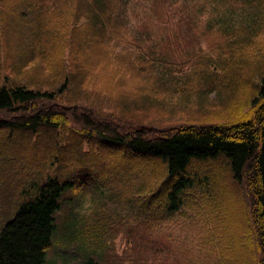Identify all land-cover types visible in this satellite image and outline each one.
<instances>
[{"label": "rangeland", "instance_id": "1", "mask_svg": "<svg viewBox=\"0 0 264 264\" xmlns=\"http://www.w3.org/2000/svg\"><path fill=\"white\" fill-rule=\"evenodd\" d=\"M24 1L32 0H0V81L15 79L29 85L41 83L56 73L57 66L67 64L73 52L69 56L67 37L65 41L53 40L46 45L43 57L47 58L38 53L20 55L22 49L28 50L32 45V38L27 36L28 24L25 31L22 29L24 20L33 25L67 11L65 5L56 1L46 10L28 9ZM258 6L264 8L256 0L171 3L154 0L152 8L149 2L139 1L135 6L130 3L123 29L111 38L110 43L115 44L109 49L111 55L98 54L99 49L96 50L97 55L104 56L101 63L82 74L87 91L81 93V99L88 103L73 106L61 103L60 99L45 102V107L60 111L65 121L64 125L56 126L54 133L49 131L51 138L46 130L37 135L13 132L7 137L8 143L0 154V229L20 203L30 198L34 185L54 176L59 181L73 180L74 184L67 186L61 196L56 227L45 248L43 264H88L90 259L92 264H256L261 261L250 247L255 229L244 219L245 206L248 211L251 209L247 204H250L249 193L225 167L217 169V182L210 188L214 200L200 197L165 219L138 218L140 202L145 210L154 209L146 200L160 181V160L125 157L128 154L107 149L86 124L90 118L99 126L108 122L120 132L144 127L156 133L173 131L189 122L215 123L233 118L238 107L247 108L244 102L253 92L252 84L259 81L258 74L252 82L246 78L248 71L260 65L256 61L263 60L264 27L260 26L254 33L246 32L252 45L250 53H255V58L234 60L242 73L235 79L233 90L227 85H216L209 91L211 76L220 73V67L212 66L228 55L221 43L227 32L215 26L255 25L259 19L257 12L261 11ZM163 21L168 23L163 25ZM138 37L141 51L153 55H160L161 49L149 44L162 37L165 40L162 53L169 60L183 63L173 71L170 81L159 80L158 76L166 77L164 70L160 74L152 66L140 64L139 45L135 41ZM147 45L152 50H146ZM106 58H113L114 63ZM40 59L43 67L37 66ZM178 82L181 88L172 92L170 86ZM159 86L165 93L156 91ZM147 90L156 97H145ZM8 115L3 113L2 117ZM140 188L154 189L145 193ZM24 191L29 194L25 195ZM205 193L207 189H200L193 196ZM245 229L247 233L243 234Z\"/></svg>", "mask_w": 264, "mask_h": 264}, {"label": "trees", "instance_id": "2", "mask_svg": "<svg viewBox=\"0 0 264 264\" xmlns=\"http://www.w3.org/2000/svg\"><path fill=\"white\" fill-rule=\"evenodd\" d=\"M55 1L61 6L65 5L67 11H60L51 20L45 17L43 22L37 21L33 25L29 20H24L22 29L25 31L27 23V36L32 38V45L28 50L22 49L20 55L25 52L26 56L38 53L43 57L48 43L53 40L65 41L68 37L69 56L73 52L72 56L67 64L58 65L56 73L45 77L41 83L36 81L27 85L15 79L0 81V154L4 151L3 146L8 143L7 137L13 132L27 131L37 135L46 130L51 138L56 126L64 125V118L60 111L53 110L54 107H45V102L60 99L63 101L61 103L73 106L84 103L81 93L86 92L87 88L82 74L89 67L99 65L104 57L97 55L96 50L99 49L98 54L111 55L109 49L115 46L110 43L111 38L123 29L130 3L135 6L139 1L149 2L152 8L154 0H32L24 3L28 9L46 10ZM165 1L171 3L174 0ZM256 1L264 6V0ZM258 7L261 11L257 12L259 19L255 25L238 28L227 23L216 24L215 29L220 28L227 32L226 39L221 43L223 52L228 55L221 63L212 66L213 69L220 67V73L211 76L209 91L216 85H227L232 91L235 79L242 73V68L234 60L255 58V53H250L249 47L251 49L252 45L249 44L246 32L254 33L260 26L264 27V8ZM121 19L123 23L120 25ZM167 23L162 22L163 25ZM139 39L141 38L138 37L135 41L139 45L140 64L152 66V70L161 71L160 74L164 70L166 77L158 76L159 80L170 81L173 71L180 69L183 63L169 60L162 53L165 41L162 37L149 44L161 49L160 55L141 51L142 44ZM37 45L42 48L37 49ZM146 47V50H152L148 45ZM262 55L263 60L256 61L260 65L257 64L247 72L246 79L251 82L256 74L260 77L258 82L252 84L253 92L244 102L247 108L238 107L233 118L215 123L189 122L173 131L160 130L156 133H150L144 127H138L131 132H120L108 122L99 126L90 118L86 121L101 146L128 154L125 157L160 160V181L146 200L154 209L145 210L140 202L137 207L138 218L146 216V219H165V216L181 211L185 204H194L200 197L202 200H214L210 188L214 187V181L217 182V169L225 167L234 181L245 185L249 193L250 204H247L251 209L248 211V206H245L244 219L248 226L255 229L254 242H251L250 247L253 254L258 255L261 260L256 264H264V52ZM106 59L114 63L113 58ZM42 63L40 59L37 66L43 67ZM236 82L239 83L240 80ZM170 87L172 92L177 91L181 84L178 82ZM157 89V92L165 93L160 86ZM181 90L187 91L184 88ZM144 95L148 98L156 97L149 90ZM42 103L41 107L37 106ZM7 112L10 115L2 117ZM46 178L44 182L33 186L28 196L30 198L20 203L15 214L1 227L0 264H43L45 248L51 242L56 227L55 215L60 209L61 196L67 186L74 184L73 180L59 181L54 176ZM153 189L140 188V191L146 193ZM200 189H207L208 193L193 196ZM24 192L25 195L29 194L28 191ZM131 206L128 205L129 209ZM134 207L135 205L133 210ZM242 233L246 234V229ZM87 263L92 264L91 259Z\"/></svg>", "mask_w": 264, "mask_h": 264}]
</instances>
